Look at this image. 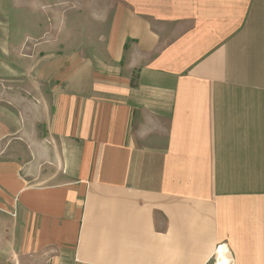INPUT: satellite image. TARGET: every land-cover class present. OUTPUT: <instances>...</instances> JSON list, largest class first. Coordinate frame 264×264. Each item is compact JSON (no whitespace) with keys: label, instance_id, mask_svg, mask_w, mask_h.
Returning <instances> with one entry per match:
<instances>
[{"label":"crops","instance_id":"obj_1","mask_svg":"<svg viewBox=\"0 0 264 264\" xmlns=\"http://www.w3.org/2000/svg\"><path fill=\"white\" fill-rule=\"evenodd\" d=\"M105 53L0 57V256L264 264V0H116Z\"/></svg>","mask_w":264,"mask_h":264},{"label":"rangeland","instance_id":"obj_2","mask_svg":"<svg viewBox=\"0 0 264 264\" xmlns=\"http://www.w3.org/2000/svg\"><path fill=\"white\" fill-rule=\"evenodd\" d=\"M115 2L116 0L18 2V8L13 11L14 15L6 23L10 28L7 31L5 29L3 33L6 36L4 40L8 42L7 54L0 50V57L7 55L9 64L22 66L26 72L30 69L27 70L26 64L21 60L26 59L21 53H39L42 57L65 53L85 56L98 64L107 63L105 41ZM25 40L32 41V45L19 48L20 43ZM8 78L10 86L7 87L12 88L13 93H10L12 96L15 94L14 90L19 95L29 96L25 89L30 86H25L28 85L25 78L23 84L20 80L15 81L16 78L14 80ZM49 86L42 83L39 89H47ZM1 207L6 210L9 229L13 228L14 223L10 220L15 219V211L5 206ZM11 238L12 236L10 241ZM5 250V256H0V264H15L18 258L14 254V242L11 241Z\"/></svg>","mask_w":264,"mask_h":264},{"label":"built area","instance_id":"obj_3","mask_svg":"<svg viewBox=\"0 0 264 264\" xmlns=\"http://www.w3.org/2000/svg\"><path fill=\"white\" fill-rule=\"evenodd\" d=\"M221 253H224L229 259L228 260H224V261H222V263L221 264H232V260L230 259V257L228 256V248H226V247H224V246H222V245H220V246H218L217 247V249L215 250V258H216V261H215V263L214 264H219V262H220V258H219V255L221 254ZM221 259L223 260V257H221Z\"/></svg>","mask_w":264,"mask_h":264},{"label":"bare ground","instance_id":"obj_4","mask_svg":"<svg viewBox=\"0 0 264 264\" xmlns=\"http://www.w3.org/2000/svg\"><path fill=\"white\" fill-rule=\"evenodd\" d=\"M221 257H223V260L221 259ZM219 258H220V262H219V264H221L222 261H224V260H228V259H229L224 253H221V254L219 255Z\"/></svg>","mask_w":264,"mask_h":264}]
</instances>
